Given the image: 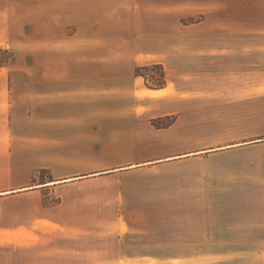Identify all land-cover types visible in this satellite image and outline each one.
Returning <instances> with one entry per match:
<instances>
[{
  "label": "crops",
  "instance_id": "crops-1",
  "mask_svg": "<svg viewBox=\"0 0 264 264\" xmlns=\"http://www.w3.org/2000/svg\"><path fill=\"white\" fill-rule=\"evenodd\" d=\"M0 49L13 52L11 64L0 65L2 215L35 190L15 184L16 171L31 178L38 167L52 169L56 147L133 151L115 167L112 157L107 169L41 184L109 177L110 218L24 220L15 208L14 218L1 220L0 264L264 260V252L246 249L264 244V192L192 181L187 189L160 186L158 201L148 197L114 215V175L152 176L156 167L207 159L229 146H264V137L241 140L238 133L236 142L216 147L199 142L214 116H232L229 127L239 132L235 117L262 108L264 0H0ZM150 65L163 70L162 86L136 74ZM166 117V125L152 123ZM141 147L148 154L138 156Z\"/></svg>",
  "mask_w": 264,
  "mask_h": 264
},
{
  "label": "rangeland",
  "instance_id": "rangeland-1",
  "mask_svg": "<svg viewBox=\"0 0 264 264\" xmlns=\"http://www.w3.org/2000/svg\"><path fill=\"white\" fill-rule=\"evenodd\" d=\"M193 18L198 19L199 15L186 19L190 20ZM12 58L13 52L11 50H0V62L9 64ZM142 73L146 75L149 84H156L161 79L160 68L156 65L147 66L146 69L142 70ZM261 106L262 108L258 113H248L235 117L242 122L240 125L243 126V129L239 130V132L233 130V127H229L235 123L233 122L232 116H214L213 123L215 124L209 126L208 130H200V144L209 143L216 147V145L221 143L236 142L237 140H233L232 138L237 133L246 136V138L241 140L264 137V99L262 100ZM170 121L171 119L166 117L152 120V123L155 126H160L166 125ZM245 146L241 148H230L232 146H229L222 153H216L207 159L200 158L195 162H184L179 166L169 168L156 167L151 169V171L158 173L152 176L143 173L114 175V215L117 213L120 216L122 213L126 214L127 212H123L122 210L127 208V206L132 204L135 206L145 202L148 197L152 201H158L157 198L159 196L157 194L153 195V192H159L160 186L177 189L183 187L187 189L191 186L192 181H197L200 187L207 185L206 183L209 182V185H213L216 189L225 186L228 188H244L251 193L255 191L264 192V146ZM149 149L148 147L138 148V156H145V154H148ZM209 149L213 148L210 147ZM132 152V148L127 147H114V152H112V148L110 147L89 146L85 144L75 146L73 143L69 148L56 147L54 153L55 161L52 169L38 167L31 178H25L28 173L27 171H16L14 178L15 184L28 182L31 188L35 190L27 195H23L19 199L12 200L10 202L11 204H8L7 216L5 214L2 215L0 211V224L1 220L10 217L14 218L12 213L16 209L20 210L19 217L24 220L31 218L38 220H77L84 214H87L88 217L90 215H97L103 218H110L113 211L110 188L111 180L109 177L84 179L82 181L65 182L57 185L51 184L49 187L41 184L49 180L58 179L53 178V176L62 174H69V176H72V174L82 175L96 169H107L111 165L109 159L112 157H114L115 167L118 164L117 161L126 158ZM46 155L40 151L39 161L42 162L41 160L45 159ZM21 159L23 168H26L30 164L29 156L23 155ZM169 171L176 172L178 175H172L171 179L166 178L167 175L165 173H169ZM194 171L198 172V178L194 179V177H191V172ZM207 172L211 174L209 178H204ZM3 207L0 205V210ZM155 213L157 212H147L149 217H154L153 214ZM41 224L44 226L56 225L45 221H41ZM246 249L257 250L261 253L264 252V244H246ZM235 261L241 264H252V261L254 262L253 264H264V260L258 259L252 261L247 259Z\"/></svg>",
  "mask_w": 264,
  "mask_h": 264
},
{
  "label": "trees",
  "instance_id": "trees-1",
  "mask_svg": "<svg viewBox=\"0 0 264 264\" xmlns=\"http://www.w3.org/2000/svg\"><path fill=\"white\" fill-rule=\"evenodd\" d=\"M0 50H2V49H0ZM3 63H5V62H0V65H3ZM146 67L147 66H138V67H136V74L144 76L146 83L149 85V82H148V79L146 78V75H144V73H142V70L146 69ZM160 77H161V79H160V81L158 83L150 84V85H152L153 87H159V86H162L164 84L163 70L161 68H160Z\"/></svg>",
  "mask_w": 264,
  "mask_h": 264
},
{
  "label": "bare ground",
  "instance_id": "bare-ground-1",
  "mask_svg": "<svg viewBox=\"0 0 264 264\" xmlns=\"http://www.w3.org/2000/svg\"><path fill=\"white\" fill-rule=\"evenodd\" d=\"M55 182V181H54ZM50 183H53V182H48L47 184H50Z\"/></svg>",
  "mask_w": 264,
  "mask_h": 264
}]
</instances>
